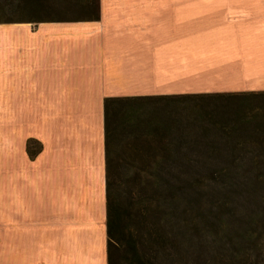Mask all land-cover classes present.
<instances>
[{"label": "crops", "instance_id": "1", "mask_svg": "<svg viewBox=\"0 0 264 264\" xmlns=\"http://www.w3.org/2000/svg\"><path fill=\"white\" fill-rule=\"evenodd\" d=\"M195 32L224 54L192 64ZM261 71L264 0H99L97 21L0 25L7 264H107L105 99L248 91L237 82Z\"/></svg>", "mask_w": 264, "mask_h": 264}, {"label": "trees", "instance_id": "2", "mask_svg": "<svg viewBox=\"0 0 264 264\" xmlns=\"http://www.w3.org/2000/svg\"><path fill=\"white\" fill-rule=\"evenodd\" d=\"M98 19L99 0H0V25ZM254 95L104 100L107 264H264ZM41 149L26 142L30 160Z\"/></svg>", "mask_w": 264, "mask_h": 264}, {"label": "rangeland", "instance_id": "3", "mask_svg": "<svg viewBox=\"0 0 264 264\" xmlns=\"http://www.w3.org/2000/svg\"><path fill=\"white\" fill-rule=\"evenodd\" d=\"M196 1H200V0H192V2H196ZM201 1H208V2H223V1H229V0H201ZM198 6V4H195ZM225 6L226 4H221L220 6ZM200 6H203V4H200ZM205 6V4H204ZM195 14H192V16H194ZM231 22V20L229 21ZM205 33H208V31H206ZM208 34H206L205 36H201L198 33H192L191 36V44H192V49H191V63L192 64H199L201 62V55L202 54H206L208 52H212L211 54H215V55H220V54H224V51L218 49L217 45L215 47V45L213 44L212 41L208 42ZM207 36V38L205 39V37ZM219 37H216V39H218ZM245 39V37H244ZM208 44L210 45V47H215L212 48L213 50L211 51H205V50H201V46H208ZM205 51V52H203ZM202 64V63H201ZM207 71V70H206ZM192 83H198L199 81H201V84H204L206 86L212 87V84H216L218 86H220L218 83H221L222 81H230L229 77H219V76H194V78L191 79ZM238 85L235 86V88H244V89H248V91H230V92H226V93H254L255 95L253 97H251L252 99L255 98V102H254V108H261V106L264 105V71H261L260 73H257L256 75H252V76H248L247 78H243L241 79V81L239 80ZM216 93H222V92H216ZM216 93H210V94H216ZM257 97V98H256ZM5 227H0V264H7V243H6V233H5Z\"/></svg>", "mask_w": 264, "mask_h": 264}]
</instances>
